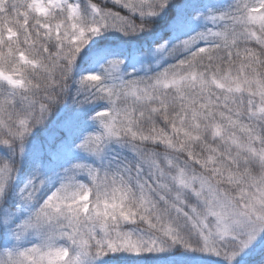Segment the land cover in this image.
Wrapping results in <instances>:
<instances>
[{
  "label": "snow or ice",
  "instance_id": "1",
  "mask_svg": "<svg viewBox=\"0 0 264 264\" xmlns=\"http://www.w3.org/2000/svg\"><path fill=\"white\" fill-rule=\"evenodd\" d=\"M0 264H264V0H0Z\"/></svg>",
  "mask_w": 264,
  "mask_h": 264
}]
</instances>
